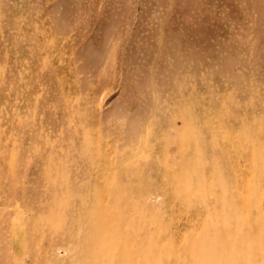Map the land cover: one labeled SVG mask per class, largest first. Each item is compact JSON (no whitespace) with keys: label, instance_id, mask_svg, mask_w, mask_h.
Masks as SVG:
<instances>
[{"label":"rangeland","instance_id":"1","mask_svg":"<svg viewBox=\"0 0 264 264\" xmlns=\"http://www.w3.org/2000/svg\"><path fill=\"white\" fill-rule=\"evenodd\" d=\"M0 264H264V0H0Z\"/></svg>","mask_w":264,"mask_h":264},{"label":"bare ground","instance_id":"2","mask_svg":"<svg viewBox=\"0 0 264 264\" xmlns=\"http://www.w3.org/2000/svg\"><path fill=\"white\" fill-rule=\"evenodd\" d=\"M112 174V173H111Z\"/></svg>","mask_w":264,"mask_h":264}]
</instances>
